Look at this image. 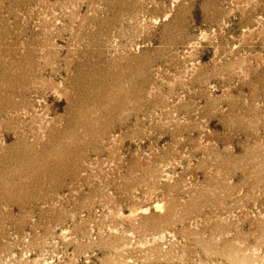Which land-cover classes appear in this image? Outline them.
<instances>
[{
    "label": "rangeland",
    "instance_id": "rangeland-1",
    "mask_svg": "<svg viewBox=\"0 0 264 264\" xmlns=\"http://www.w3.org/2000/svg\"><path fill=\"white\" fill-rule=\"evenodd\" d=\"M0 264H264V0H0Z\"/></svg>",
    "mask_w": 264,
    "mask_h": 264
}]
</instances>
